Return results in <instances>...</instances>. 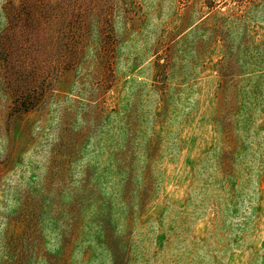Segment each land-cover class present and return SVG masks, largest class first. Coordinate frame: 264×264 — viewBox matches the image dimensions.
<instances>
[{
	"label": "rangeland",
	"instance_id": "obj_1",
	"mask_svg": "<svg viewBox=\"0 0 264 264\" xmlns=\"http://www.w3.org/2000/svg\"><path fill=\"white\" fill-rule=\"evenodd\" d=\"M0 264H264V0H0Z\"/></svg>",
	"mask_w": 264,
	"mask_h": 264
}]
</instances>
